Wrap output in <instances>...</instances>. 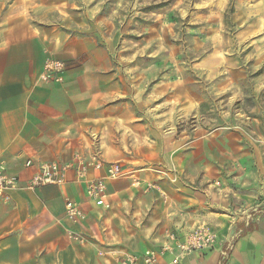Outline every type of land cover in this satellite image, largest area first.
<instances>
[{"label": "rangeland", "instance_id": "1", "mask_svg": "<svg viewBox=\"0 0 264 264\" xmlns=\"http://www.w3.org/2000/svg\"><path fill=\"white\" fill-rule=\"evenodd\" d=\"M0 16L26 18L47 60L87 74L112 111L83 132L128 173L98 259L207 223L213 206L234 213L231 196L264 201V0H0Z\"/></svg>", "mask_w": 264, "mask_h": 264}, {"label": "crops", "instance_id": "2", "mask_svg": "<svg viewBox=\"0 0 264 264\" xmlns=\"http://www.w3.org/2000/svg\"><path fill=\"white\" fill-rule=\"evenodd\" d=\"M25 19L0 16V163L18 180V190L9 193V201L0 198V264H70L79 260L107 264L98 259L96 251L116 232L114 203L109 199L120 187L117 180L106 182V205L99 208L86 203L84 185L73 181V172L68 173L65 185L32 191L25 188L39 164L64 163L75 154H90L84 130H92L93 121L112 113L99 111V99L86 80L87 74L66 71L61 84L39 80L47 58L42 42L27 29ZM26 162H30L28 167ZM103 175L104 170H90L87 178ZM192 196L201 203L195 210H204L203 202L212 199L204 198L200 189ZM243 197L231 196L230 207L237 203L234 213L225 210L223 203L222 208L213 206L202 216L207 223L199 225L208 226L218 243L211 251L185 256L180 264H264V201L248 205ZM65 198L82 205L81 221L73 223L65 217ZM195 227L176 224L171 230L182 236ZM164 229L149 238L137 255L162 245ZM67 231L81 235L83 243L69 241ZM75 250L78 255L72 252ZM170 259V253L162 252L157 264H167Z\"/></svg>", "mask_w": 264, "mask_h": 264}, {"label": "built area", "instance_id": "3", "mask_svg": "<svg viewBox=\"0 0 264 264\" xmlns=\"http://www.w3.org/2000/svg\"><path fill=\"white\" fill-rule=\"evenodd\" d=\"M66 69L63 62L51 59L46 60L41 67L39 80L43 83L61 84L64 80ZM30 162H26L28 167ZM90 170H104V175L89 179L87 174ZM73 172V181L84 185L86 203L99 208L106 205V182L116 181L128 176L125 168L119 162H106L98 154L88 155L75 154L71 160L64 163L50 162L41 163L37 166L35 174L27 181L25 188L34 190L43 186H60L67 184L68 173ZM18 190V180L8 173L0 163V198L8 202L9 193ZM65 217L73 223L84 218L82 205L70 198L64 200ZM165 242L160 246L145 249L139 256L124 253L115 259L117 264H157L162 252L171 254L167 264H180L181 260L194 252L211 251L218 243L216 234L206 225L195 228L178 236L174 230L165 229L163 232ZM69 241L83 243V237L77 233L67 231Z\"/></svg>", "mask_w": 264, "mask_h": 264}]
</instances>
